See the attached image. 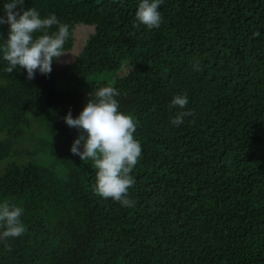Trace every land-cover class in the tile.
I'll return each instance as SVG.
<instances>
[{
    "label": "trees",
    "instance_id": "obj_1",
    "mask_svg": "<svg viewBox=\"0 0 264 264\" xmlns=\"http://www.w3.org/2000/svg\"><path fill=\"white\" fill-rule=\"evenodd\" d=\"M136 5L23 0L69 25L63 51L78 24L94 31L74 60L31 80L0 60V200L26 225L0 243V264H264V0H163L152 29ZM101 86L137 122L131 207L96 194L92 162L69 150L78 132L63 117ZM181 93L191 115L174 126ZM32 114L36 157L6 160Z\"/></svg>",
    "mask_w": 264,
    "mask_h": 264
},
{
    "label": "clouds",
    "instance_id": "obj_2",
    "mask_svg": "<svg viewBox=\"0 0 264 264\" xmlns=\"http://www.w3.org/2000/svg\"><path fill=\"white\" fill-rule=\"evenodd\" d=\"M162 3L163 0H137L136 22L147 29L158 28L162 22L159 10ZM22 5L23 0H0V25H7L6 37L0 35V60L6 62V72L23 69L26 79L31 80L37 73L49 74L53 62L66 53L63 48L70 27L54 13L42 16L37 8ZM52 26L56 29L50 32ZM193 67L199 70V61ZM118 95L114 87H98L87 94L78 115L73 117L69 110L63 120L78 132L70 152L80 160H90L95 168L96 194L131 207L134 202L128 189L134 184V177L130 173L139 161L142 146L134 136L137 122L120 110ZM188 102L186 93L172 97L170 105L181 109L171 119L172 125L179 126L184 117L191 115V110H183ZM23 212L21 206L0 200V243L25 233Z\"/></svg>",
    "mask_w": 264,
    "mask_h": 264
},
{
    "label": "rangeland",
    "instance_id": "obj_3",
    "mask_svg": "<svg viewBox=\"0 0 264 264\" xmlns=\"http://www.w3.org/2000/svg\"><path fill=\"white\" fill-rule=\"evenodd\" d=\"M75 40H74V47L73 49L66 52L63 56L59 57L57 59L56 65L62 66L72 60L77 56V54L81 51V48L84 44L85 38L89 36L91 32H93V27L90 25H83L78 24L75 27ZM37 116L32 114L31 115V123L29 127H20L15 134V138L17 140V143L15 145V148L20 151L19 154L11 155L8 159H14V160H27L31 157H36L37 153L35 150V135L38 133L43 132V125L38 124L34 122V119H36ZM38 130V131H37ZM4 162L3 160H0V173L4 170Z\"/></svg>",
    "mask_w": 264,
    "mask_h": 264
},
{
    "label": "water",
    "instance_id": "obj_4",
    "mask_svg": "<svg viewBox=\"0 0 264 264\" xmlns=\"http://www.w3.org/2000/svg\"><path fill=\"white\" fill-rule=\"evenodd\" d=\"M92 27H93V31H94V25H92ZM74 32H75V30H74ZM85 42H86V38H85V40H84V44H85ZM73 43H74V41H73ZM84 44H83V45H84ZM73 47H74V44H73V46H72L71 49H73ZM71 49H70V50H71ZM68 51H69V50H68Z\"/></svg>",
    "mask_w": 264,
    "mask_h": 264
}]
</instances>
